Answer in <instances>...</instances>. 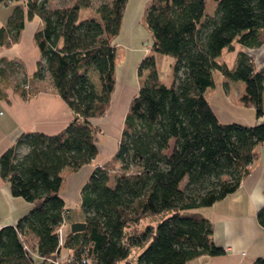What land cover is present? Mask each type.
Listing matches in <instances>:
<instances>
[{"label": "trees", "instance_id": "trees-1", "mask_svg": "<svg viewBox=\"0 0 264 264\" xmlns=\"http://www.w3.org/2000/svg\"><path fill=\"white\" fill-rule=\"evenodd\" d=\"M13 7L0 28V44L17 41L26 20L39 58L32 77L49 78L73 116L55 133L21 132L0 153V176L11 193L31 203L14 223L0 226V264H49L60 253V225L70 220L60 193L64 170H78L98 154V128L114 89L116 47L128 0H51ZM53 1V0H52ZM150 0L142 19L149 53L139 61L140 78L131 97L114 153L96 165L80 188L85 227L67 232L65 264H185L200 255L225 252L213 239V223L200 209L234 191L250 173L264 120L221 121L207 98L216 85L243 81L240 104L264 116V63L257 67L245 48L264 40V0ZM87 10L86 17L80 11ZM241 45L232 66L218 57ZM173 58L172 80H161L156 54ZM0 76L14 61L1 59ZM26 77L14 85L22 97L35 92ZM226 83L224 82V85ZM264 194V189H263ZM264 227V204L257 212ZM75 221V220H73ZM78 221V220H76ZM250 264H264L257 256Z\"/></svg>", "mask_w": 264, "mask_h": 264}, {"label": "crops", "instance_id": "crops-1", "mask_svg": "<svg viewBox=\"0 0 264 264\" xmlns=\"http://www.w3.org/2000/svg\"><path fill=\"white\" fill-rule=\"evenodd\" d=\"M149 1H127L120 31L113 40L116 48L121 45L127 47L128 41L133 38L134 45H138L131 49L132 51L126 49L128 56L123 52L121 56L116 58V81L110 98V105L112 101L115 104L113 103V107L106 109L108 116L106 123L116 134V138H119L121 129L119 132L118 126L123 125L128 103L139 86L140 78L136 71L137 65L144 55L149 53L150 35L140 25V18ZM21 3L23 2L0 3V28L6 24L13 7ZM40 25V18L34 16L31 20L25 21L17 41L9 46L0 44V60L14 61V66L7 67L0 76V153L10 146L21 132L37 130L49 134L55 133L64 128L73 116L72 110L56 92L52 83L48 87L38 88V79L32 77L39 58V50L34 42L33 33ZM138 29L143 31V34L137 43L136 33L139 31ZM145 41L148 44H145ZM125 56L126 62L124 64ZM131 56L132 62L128 59ZM119 63L122 66L118 70ZM4 64L5 62L0 61L1 67ZM25 77L29 79L30 85L35 89L33 95L28 98L22 97L14 87ZM217 77L221 83V89L214 92L213 102L211 100L209 102L219 120H233L244 124H253L264 120V116L256 117L253 107H249L250 110L247 109V114H241L238 117L225 115L227 105L238 104L230 96L232 84L235 81H225L219 74ZM240 93L238 91L234 95L239 97ZM238 109L242 113L245 112L244 109ZM97 138L98 154L91 163L84 164L78 170L67 169L63 171L60 193L64 199L66 195L74 197L73 204L68 203L65 199V206L68 208L67 211L71 219L62 223L59 230V253L63 256L69 254V250L64 246V240L67 232L70 231V222L82 219L80 188L87 180L91 170L107 160L117 146L118 138L116 140L106 138L103 139L104 142L101 141L100 135H97ZM262 142L256 145L255 148L260 146V149H255L256 155L250 164V173L242 179L239 186L223 198L200 209L203 214L211 219L214 242L224 247L225 252L218 255H200L188 260L185 264H250L255 257L264 256V227L258 223L256 218V212L264 201V141ZM30 206L31 203L22 196L13 195L9 183L0 176V226L14 223Z\"/></svg>", "mask_w": 264, "mask_h": 264}, {"label": "rangeland", "instance_id": "rangeland-1", "mask_svg": "<svg viewBox=\"0 0 264 264\" xmlns=\"http://www.w3.org/2000/svg\"><path fill=\"white\" fill-rule=\"evenodd\" d=\"M70 1L71 0H53V1L51 0L50 2H48V7L51 8L53 6H65ZM109 1L110 0H91L92 9H94L101 2H109ZM206 1H207L206 2V4H207L206 13L211 14V13L214 12V9H215V0H206ZM88 14L89 13L85 9H82L80 11V17L81 18L86 17V15H88ZM142 16L140 18V25H142V27L144 28L145 31H148V29H147V27H146V25H145V23H144V21L142 19ZM136 28H139V27H136ZM142 34H143V31H140V30L136 33V35H137L136 42L137 43L139 42V37L142 36ZM148 35L146 34V36H148ZM133 42H134V38L132 40L128 41L129 45L127 47H124L123 45H121L120 47L116 48V58L119 55L121 56L123 54V52L126 53V56H128L127 50L132 51L131 49L136 48L138 46V45H134L135 42L134 43ZM142 42H144V40H142ZM145 44H148V42H146ZM234 46L235 47H233V49H231V50L224 49L222 51L221 55L218 57V59L220 61H224L229 66H232L234 64L235 60H236L237 52L241 48V45L239 43H236V42L234 43ZM245 50H247V53H249L253 57L254 62H255L257 67L261 66L264 63V40H263L261 45H259L257 47H253V48H249L248 47V48H245ZM132 54H134V53H132ZM126 56H125L124 64L126 62ZM131 58H132V56L128 57L130 62H132ZM172 62H173V58H172L171 55L160 54V53L156 54V63H157L158 72H159L161 80L163 82H165V83H170L171 80H172ZM121 66H122L121 63H119L118 70L120 69ZM115 74H116V72H115ZM215 80H216V85H214L212 87H209L207 89V91H206L207 92L206 93L207 94V98H209V100H211L212 102H213V98H214V92H216L219 89H221V83L218 81L217 72H215ZM235 82H234V84H232V90H231L230 96H231V99H235L236 102H238V104H235V105H232V106L227 105L225 107V111H226L225 115H228V116H231V117H238L241 114H247L246 113L247 109L250 110L249 107H251V106H246L244 104H240L239 97L234 95L235 92H238V91L242 92L243 91V86H244V83L241 80L240 81H235ZM50 83L51 82H50L49 78L43 79L42 81L38 80V88L39 87H41V88L48 87L50 85ZM113 103L114 102L112 101L111 105L109 104L108 107L109 108L113 107L114 104H115V103L114 104ZM235 106H236V108H235ZM238 108L244 109L245 112L242 113L241 111H239ZM106 113H107V110L105 111V113L102 116L93 117L92 120H91L93 122V124L95 126H97V128H98L97 135H100V139H102L101 141H103V142L105 141L103 139H106V138L107 139L108 138L109 139L113 138L114 140H116L118 138V137L116 138V134L113 133V131L110 129L109 125H107V123H106L107 119H108V116L106 115ZM121 125H120V127L118 126V131L119 132H120V129H121ZM97 142H98V140H97ZM260 143H263V142H260ZM101 144H102V142H101ZM108 149H110V148H108ZM255 149L259 150L260 146L258 148H255ZM65 199H66V201L68 203H71V204L74 203V197H72V196L66 195Z\"/></svg>", "mask_w": 264, "mask_h": 264}, {"label": "built area", "instance_id": "built-area-1", "mask_svg": "<svg viewBox=\"0 0 264 264\" xmlns=\"http://www.w3.org/2000/svg\"><path fill=\"white\" fill-rule=\"evenodd\" d=\"M71 259V257L69 256V254L66 255H62L59 254L58 257L54 258L51 260L52 264H65L66 262H68ZM83 264H90V260L89 259H83L82 260Z\"/></svg>", "mask_w": 264, "mask_h": 264}, {"label": "water", "instance_id": "water-1", "mask_svg": "<svg viewBox=\"0 0 264 264\" xmlns=\"http://www.w3.org/2000/svg\"><path fill=\"white\" fill-rule=\"evenodd\" d=\"M263 204H264V201H263L262 205ZM69 227H70V231L71 232L81 231L85 227V222L84 221H79V220L78 221H71ZM59 251H60V249L58 248L56 250V253H59ZM49 264H52V262H49Z\"/></svg>", "mask_w": 264, "mask_h": 264}]
</instances>
